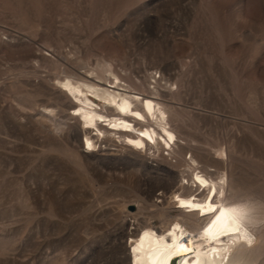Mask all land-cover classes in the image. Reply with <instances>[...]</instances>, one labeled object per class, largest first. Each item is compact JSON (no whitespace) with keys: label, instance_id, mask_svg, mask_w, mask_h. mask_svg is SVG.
I'll use <instances>...</instances> for the list:
<instances>
[{"label":"rangeland","instance_id":"obj_1","mask_svg":"<svg viewBox=\"0 0 264 264\" xmlns=\"http://www.w3.org/2000/svg\"><path fill=\"white\" fill-rule=\"evenodd\" d=\"M109 64L168 104L187 159L264 200V0H0V264H130L163 225L184 167L114 134L85 153L58 93Z\"/></svg>","mask_w":264,"mask_h":264},{"label":"bare ground","instance_id":"obj_2","mask_svg":"<svg viewBox=\"0 0 264 264\" xmlns=\"http://www.w3.org/2000/svg\"><path fill=\"white\" fill-rule=\"evenodd\" d=\"M91 71L90 75L67 74L58 81V93L70 98L67 107L74 111L70 117L78 119L89 144L83 151H91L98 137L114 134L132 151L153 150L152 155L158 152L173 167H184L183 181L167 197V206H158L161 228L145 224L129 235L130 264H169L175 256L176 264H264V200L241 193L226 171L200 167L193 152L187 159L186 148L171 125L167 103L143 95L135 81L134 86L122 83L110 64ZM167 156L175 158V163ZM211 189L217 190L214 203L205 196ZM186 203L192 206H182ZM166 209L178 215L167 219Z\"/></svg>","mask_w":264,"mask_h":264},{"label":"snow or ice","instance_id":"obj_3","mask_svg":"<svg viewBox=\"0 0 264 264\" xmlns=\"http://www.w3.org/2000/svg\"><path fill=\"white\" fill-rule=\"evenodd\" d=\"M202 185L205 184L204 181H199ZM206 186V185H205ZM216 193H217V190L216 189H211L210 190V193H206L205 196H206V199L209 200V201H212L213 203L215 202V196H216ZM182 206H185V207H191L192 205L190 203H186V204H183ZM210 211L215 213L217 211L216 208H210ZM220 217H217V219H219ZM215 223V221H214Z\"/></svg>","mask_w":264,"mask_h":264},{"label":"water","instance_id":"obj_4","mask_svg":"<svg viewBox=\"0 0 264 264\" xmlns=\"http://www.w3.org/2000/svg\"><path fill=\"white\" fill-rule=\"evenodd\" d=\"M130 209L132 210V209H133V207L131 206V207H130Z\"/></svg>","mask_w":264,"mask_h":264}]
</instances>
